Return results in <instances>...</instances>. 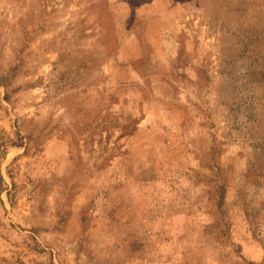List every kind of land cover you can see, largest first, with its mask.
<instances>
[{
    "label": "rangeland",
    "instance_id": "1",
    "mask_svg": "<svg viewBox=\"0 0 264 264\" xmlns=\"http://www.w3.org/2000/svg\"><path fill=\"white\" fill-rule=\"evenodd\" d=\"M0 264H264V0H0Z\"/></svg>",
    "mask_w": 264,
    "mask_h": 264
}]
</instances>
